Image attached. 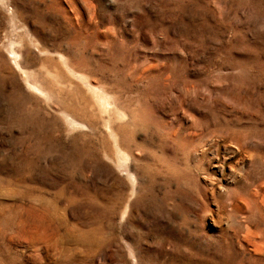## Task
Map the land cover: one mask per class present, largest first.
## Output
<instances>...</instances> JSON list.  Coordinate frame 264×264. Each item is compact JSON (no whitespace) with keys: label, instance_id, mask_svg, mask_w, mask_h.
I'll use <instances>...</instances> for the list:
<instances>
[{"label":"rangeland","instance_id":"obj_1","mask_svg":"<svg viewBox=\"0 0 264 264\" xmlns=\"http://www.w3.org/2000/svg\"><path fill=\"white\" fill-rule=\"evenodd\" d=\"M0 264H264V0H0Z\"/></svg>","mask_w":264,"mask_h":264}]
</instances>
